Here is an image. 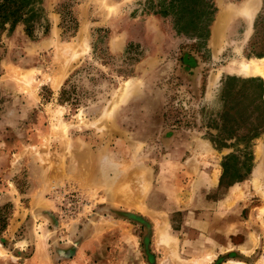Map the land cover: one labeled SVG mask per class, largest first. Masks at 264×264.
I'll use <instances>...</instances> for the list:
<instances>
[{"label":"rangeland","instance_id":"374dc122","mask_svg":"<svg viewBox=\"0 0 264 264\" xmlns=\"http://www.w3.org/2000/svg\"><path fill=\"white\" fill-rule=\"evenodd\" d=\"M17 5L0 264H264V0Z\"/></svg>","mask_w":264,"mask_h":264},{"label":"trees","instance_id":"16d2710c","mask_svg":"<svg viewBox=\"0 0 264 264\" xmlns=\"http://www.w3.org/2000/svg\"><path fill=\"white\" fill-rule=\"evenodd\" d=\"M18 0H0V24L5 30V24L12 22L13 25L19 22L18 14L20 10L17 5ZM262 89V87H261Z\"/></svg>","mask_w":264,"mask_h":264},{"label":"bare ground","instance_id":"6f19581e","mask_svg":"<svg viewBox=\"0 0 264 264\" xmlns=\"http://www.w3.org/2000/svg\"><path fill=\"white\" fill-rule=\"evenodd\" d=\"M252 63V62H251ZM254 67V66H253ZM241 71L244 72V73H252L253 72V68L249 65H244L242 64V66L240 67Z\"/></svg>","mask_w":264,"mask_h":264},{"label":"crops","instance_id":"0c3cea01","mask_svg":"<svg viewBox=\"0 0 264 264\" xmlns=\"http://www.w3.org/2000/svg\"><path fill=\"white\" fill-rule=\"evenodd\" d=\"M232 188H233V187H232ZM232 188H231V189H232ZM246 221H247V219L243 218V222H246Z\"/></svg>","mask_w":264,"mask_h":264}]
</instances>
